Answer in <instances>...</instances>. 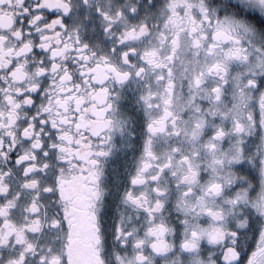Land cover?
I'll list each match as a JSON object with an SVG mask.
<instances>
[{"label":"snow or ice","instance_id":"snow-or-ice-1","mask_svg":"<svg viewBox=\"0 0 264 264\" xmlns=\"http://www.w3.org/2000/svg\"><path fill=\"white\" fill-rule=\"evenodd\" d=\"M0 264H264V0H0Z\"/></svg>","mask_w":264,"mask_h":264}]
</instances>
